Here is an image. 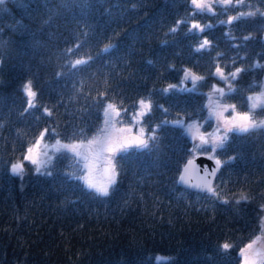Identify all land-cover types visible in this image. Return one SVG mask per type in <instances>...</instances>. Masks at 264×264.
Instances as JSON below:
<instances>
[{"label":"trees","instance_id":"16d2710c","mask_svg":"<svg viewBox=\"0 0 264 264\" xmlns=\"http://www.w3.org/2000/svg\"><path fill=\"white\" fill-rule=\"evenodd\" d=\"M245 3L240 11L263 12L261 0ZM237 14L215 3L212 13L193 18L185 0L0 5V264H237L239 248L264 234L257 215L264 204V127L230 134L217 158L235 159L222 163L213 177L216 196L178 182L193 139L171 123L157 127L205 106L212 85L227 86L220 98L236 111L264 113L263 107L250 109L248 100L249 93L264 90V17L226 23ZM194 23L212 27L196 35L199 30L189 32ZM246 35L252 39L245 42ZM205 38L208 50L195 52ZM216 67L225 76L242 71L235 80L218 82L212 75ZM189 69L204 78L191 93L180 91L193 87V80L182 77ZM25 81L37 93L32 107L22 89ZM101 99L122 113L129 109V119L138 100L151 106L138 119L148 148L128 146L117 153L112 161L117 183L108 197L77 179L81 158L64 148L41 169L51 176L29 165L23 176L9 171V163L46 128L55 133L46 141L93 136ZM200 115H206L205 107ZM224 243L231 247L224 250Z\"/></svg>","mask_w":264,"mask_h":264},{"label":"snow or ice","instance_id":"6c2138e0","mask_svg":"<svg viewBox=\"0 0 264 264\" xmlns=\"http://www.w3.org/2000/svg\"><path fill=\"white\" fill-rule=\"evenodd\" d=\"M5 0H0V5H3ZM189 11L192 13L193 18L203 17L209 13H212L213 6L215 3H220L226 6V10L228 11H236L238 14L234 16H230L227 20V24L231 25L233 22H241L247 21L249 18L257 17L259 14L260 17H264V12H261L259 9L255 11H240V7H248L245 3V0H185ZM261 3H264V0H261ZM221 23H225L221 21ZM185 26L186 22H185ZM212 27L208 25L206 28H201L200 24L194 23L191 25L192 30H199L196 35H200L207 28ZM179 28V22H177V26L171 29V33L175 34L177 29ZM244 41H248L252 39L251 35L244 36ZM210 46L209 39H203L202 43L199 44V47L195 49V52L200 53L201 50L207 51ZM105 52H110L111 48H105ZM86 61L77 60L76 65H84L87 66ZM148 63H151L149 61ZM259 67V65H257ZM176 71H181L180 69H176ZM242 70L237 68L235 72H231L229 76H225L224 72L220 67H216L215 73L212 74L214 77H218L219 81H228L235 80L237 75ZM246 71V70H245ZM190 76V73L184 72V80H187ZM194 83L192 88H181L182 92H194L196 91V80L203 81V77H192ZM183 83V81H181ZM205 84L201 83L200 87H204ZM169 89L173 91L176 90L175 85H169ZM169 89H158L157 91L161 94L166 93ZM23 90L26 93L28 99L27 104L29 107L33 106V98L37 96V93L32 90L31 81H25L23 85ZM220 96L224 95V90L215 89ZM229 91H235L231 87ZM229 99L234 98L229 96ZM249 100L252 97H248ZM139 104L142 108L150 109L151 106L146 104L143 99L139 101ZM99 106L104 108V100L101 99ZM162 107V106H159ZM203 105L199 106V108L194 109L192 112H188L189 120L193 121V123H186L183 119H177L175 121H162L163 124H173L175 127H179L185 131V133H193V129L195 132L192 135L193 141L198 140L199 143H194L191 152H186V155L190 156L193 152H200L202 159L200 161L199 171L204 172V176L200 178L201 183L194 185L193 187L200 189L202 192L210 193L212 196H216V191L212 188V178L217 177V173L220 171L222 163L227 165L235 157H229L227 160L222 162L221 159L217 158L220 154H222L229 143L230 134H238V133H247L250 128H260L264 127V121H261L259 124L255 121L250 120L248 113H240L236 112L235 105H227L221 104L218 100L212 101L210 105H208V115L203 116L200 115L204 111ZM255 107V105L253 106ZM129 109H124L123 113L116 109V106L112 103H109L106 108H104V127L98 130V134L93 136L91 139H87L86 136L82 137L80 144H64L60 145L61 148L67 149L73 152L76 156L80 157V163H82L83 168L86 174L78 176L77 179L82 180L86 187L90 190H94L95 193L102 197L109 196V188L110 186H114L116 181V170L112 163L113 159L117 158V153H125L128 151V145L122 139V134L128 133L131 135L133 127L139 128V134L133 138L134 142L138 145V147H142L144 149L148 148V143L145 139H143L144 128L140 127L139 121L135 120V117L128 118ZM164 112H167L168 109H163ZM187 112V110L185 109ZM47 112V109H45ZM227 113V115H225ZM235 113V114H234ZM49 115H51L49 113ZM139 115L143 116L144 112L141 111ZM199 117L201 123L196 124L195 120ZM215 120V126L212 132L207 131V127H212V121ZM127 122L130 127H116L117 124H124ZM200 129H204V131H200ZM52 139L55 136V133L52 129H44L39 138L35 140L32 146L26 147L24 150V154L20 157L19 162L11 164V171L14 175L23 176L25 172V165L35 166V172L40 175H48L51 176L52 173L49 171L47 173L41 172V168L44 166L45 161L40 157L45 156L48 157V161L51 160V157L48 156L47 151L41 150V141L45 139V137ZM87 139V143L85 144L83 141ZM149 140H154V137L149 136ZM59 144V141H57ZM105 146H107L108 155L105 156ZM47 148V145H44V149ZM59 150V149H57ZM219 150V152H218ZM122 158V156H121ZM214 161V165L210 166L204 161ZM193 164V160H187V165L191 166ZM188 169L186 168L185 171ZM180 180L184 181L185 177L180 176ZM242 200H247V197L242 196ZM224 204H228L229 201H223ZM236 204L239 205L240 201H236ZM237 212L242 211V209L237 208ZM257 215L261 219L262 224H264V204L259 205L257 210ZM264 231V229H262ZM259 239V237H257ZM231 247L229 243H224L222 248L227 250ZM252 248V244L246 245L244 248H241L239 251V256L242 260V264H257V261L254 259H249L247 255L248 249ZM264 264V261L261 262Z\"/></svg>","mask_w":264,"mask_h":264},{"label":"rangeland","instance_id":"374dc122","mask_svg":"<svg viewBox=\"0 0 264 264\" xmlns=\"http://www.w3.org/2000/svg\"><path fill=\"white\" fill-rule=\"evenodd\" d=\"M209 2H212V0H209ZM263 12H264V8H263V10H262ZM25 82H23V84H24ZM190 85H192V84H190ZM223 89L224 91L227 89V86H220V85H212L207 91H206V97H205V101H204V105H205V108H206V115L205 116H207L208 115V111H209V109H208V105H210L211 103H212V101H219L221 104H227V103H225V102H223L222 100H221V98H220V95H219V93H217L216 91H215V89ZM22 89H23V85H22ZM24 91V90H23ZM26 94V93H25ZM27 96V95H26ZM248 97H252V99L251 100H249V106H250V109H253V108H255V107H263L264 108V90H256V91H253V92H251V93H249L248 94ZM139 101L140 100H138V102H137V104H136V110L134 111V114H133V116L132 117H135V120L133 121V124H135V122L136 121H138V119H139V117H140V115H139V113L141 112V111H144L145 110V108H142V106L139 104ZM110 102H108V103H106L105 104V106H104V108H106L107 107V105L109 104ZM147 103V102H146ZM227 105H229V104H227ZM255 105V107H253ZM104 108H103V111H102V117H101V122H100V126H99V129L100 128H103L105 125H104V115H103V112H104ZM116 109L118 110V108L116 107ZM236 112H239V111H236ZM248 113V115H249V117H250V120H252V121H255L256 123H260L261 121H264V113L262 114V115H260V116H255V115H253V112L252 111H244V112H240V113ZM235 114V113H234ZM225 115H227V113H225ZM131 117V118H132ZM177 119H183L186 123H193V121H191V120H189V118H187V119H184V118H181V117H176V118H172V119H170L169 121L171 122V121H175V120H177ZM195 123L196 124H199V123H201V121L199 120V119H196L195 120ZM212 127H207V131L208 132H212L213 131V128H214V126H215V120H213L212 121ZM130 126H132V125H129L127 122H125L124 124H117L116 125V127H130ZM141 127V126H140ZM98 129V130H99ZM98 130H97V132L93 135V136H95V135H97L98 134ZM133 130H135V131H137V132H139V128H137V127H133ZM200 131H204V129H200ZM195 132V129H193V133ZM193 133H187L189 136H190V138L192 139V135H193ZM144 134V133H143ZM39 135H40V133L32 140V142H30L28 145H26V147H29V146H32L33 145V143L35 142V140L37 139V138H39ZM93 136H91L90 138H88V139H91ZM57 141H59V144H57ZM85 144L87 143V139L86 140H84L83 141ZM81 143V141H71V142H64V141H60V140H58V139H54V140H52V141H46V140H42L41 141V150H43V151H47V153H48V156L49 157H51V155H52V153L56 150V149H58V148H61L60 147V145H64V144H80ZM194 143H199V141L198 140H195V141H193V144ZM44 145H47V148L46 149H44ZM26 147H25V149H26ZM24 149V150H25ZM24 154V151H23V153H22V155ZM104 155L105 156H107L108 155V153H107V146H105V153H104ZM42 160H44L45 161V163H44V165L47 163V161H48V157H45V156H41L40 157ZM19 159H20V157L19 158H17V159H15V160H13L12 162H10L9 163V165H8V169H9V171H11V164L12 163H17V162H19ZM34 168H35V166H34ZM43 168V167H42ZM41 168V169H42ZM12 172V171H11ZM84 174H86V172H85V170H84V168H83V172H82V175H84ZM84 183V182H83ZM262 223V222H261ZM257 237H259V239H257ZM248 244H252V248L251 249H248V251H247V255L249 256V259H254V260H256L257 261V264H260V262L264 259V234H263V232H258L253 238H251L250 240H248L247 242H245L240 248H239V250H238V262H237V264H242V260H241V258H240V256H239V251H240V249L241 248H244L246 245H248ZM255 246H258L259 248H260V251L259 252H252V249L255 247Z\"/></svg>","mask_w":264,"mask_h":264},{"label":"water","instance_id":"95a60500","mask_svg":"<svg viewBox=\"0 0 264 264\" xmlns=\"http://www.w3.org/2000/svg\"><path fill=\"white\" fill-rule=\"evenodd\" d=\"M186 72L190 73V76L187 80H193L192 77H198V75L192 71V70H185ZM184 71V72H185ZM184 72L182 74V77L184 79ZM139 134V132L135 131V130H132V133L131 135H129L128 133H124L122 134V139L123 141L126 142V144L128 146H136L137 144L134 142L133 138L135 136H137ZM143 139H145V136L143 135L142 137ZM193 160V164L191 166L187 165V160ZM202 159V156H201V153L198 152V153H195L193 155H190L188 156L184 162L182 163L181 167H180V170H179V173H178V182L184 186H187L189 188H193V189H197V190H200L198 188H195L193 187L194 185L198 184V183H201V180L200 178L204 176V172L203 171H199V167H200V161ZM204 163L210 165V166H213L214 165V161H207L205 160ZM188 169L187 171H185V169ZM184 176L185 177V180L184 181H181L180 180V176ZM213 180V178H212ZM260 251V248L258 246H255L253 249H252V252H259Z\"/></svg>","mask_w":264,"mask_h":264}]
</instances>
